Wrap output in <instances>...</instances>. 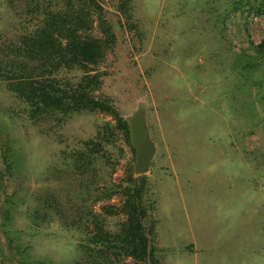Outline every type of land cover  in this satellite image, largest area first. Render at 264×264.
I'll return each instance as SVG.
<instances>
[{
    "label": "rangeland",
    "instance_id": "374dc122",
    "mask_svg": "<svg viewBox=\"0 0 264 264\" xmlns=\"http://www.w3.org/2000/svg\"><path fill=\"white\" fill-rule=\"evenodd\" d=\"M99 1L117 41L96 94L111 98L125 118L147 103L157 153L146 174L158 201L161 263L264 264V56L256 48L264 13L251 9L264 0H132V18L120 0ZM26 5L0 0L2 61L7 46L36 24L22 11ZM108 120L95 111L61 125L34 123L0 79V264H79V236L58 222L35 229L28 212L42 193L55 191L62 201L78 194L66 155ZM8 144L12 173L3 153ZM118 144L123 150H112L120 161L107 168L113 174L98 164L99 185L102 177L119 182L126 174L133 153L121 132ZM120 201L115 196L95 209ZM122 219L110 218V227Z\"/></svg>",
    "mask_w": 264,
    "mask_h": 264
},
{
    "label": "trees",
    "instance_id": "16d2710c",
    "mask_svg": "<svg viewBox=\"0 0 264 264\" xmlns=\"http://www.w3.org/2000/svg\"><path fill=\"white\" fill-rule=\"evenodd\" d=\"M26 1L22 11L36 24L7 46L0 60V79L23 104L27 119L61 125L74 114L95 111L113 118L99 124L96 134L66 155L67 165L80 182L75 189L78 194L67 193L64 201L55 191L34 197L36 202L28 212L34 228L42 230L58 222L59 230L74 232L79 236V264H162L156 243L158 201L149 176L135 173L136 149L129 122L111 98L96 94L106 74L101 68L116 45L115 23L106 17L99 0ZM131 6L132 0H120L119 9L128 18H132ZM263 7L260 3L251 9L264 13ZM256 48L264 56V39ZM73 71L79 75L70 76ZM120 132L131 148L132 160L119 182L102 177L104 184L99 185L100 161L108 176L113 173L107 168L115 170L120 161L113 155L114 149L123 150L118 144ZM3 153L12 173L16 166L10 144ZM115 196L120 197V204L106 203L100 207L102 212L96 211L98 202ZM6 204L2 216L8 222L14 201L9 197ZM116 216L124 219L113 230L109 219ZM33 264L51 263L37 260Z\"/></svg>",
    "mask_w": 264,
    "mask_h": 264
},
{
    "label": "water",
    "instance_id": "95a60500",
    "mask_svg": "<svg viewBox=\"0 0 264 264\" xmlns=\"http://www.w3.org/2000/svg\"><path fill=\"white\" fill-rule=\"evenodd\" d=\"M147 103L141 101L136 109L126 117L131 130V138L136 149L135 173L145 174L149 171L157 153V145L153 140L147 121Z\"/></svg>",
    "mask_w": 264,
    "mask_h": 264
}]
</instances>
